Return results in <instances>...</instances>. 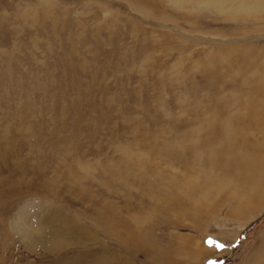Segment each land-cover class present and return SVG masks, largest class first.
Masks as SVG:
<instances>
[{
  "label": "rangeland",
  "instance_id": "obj_1",
  "mask_svg": "<svg viewBox=\"0 0 264 264\" xmlns=\"http://www.w3.org/2000/svg\"><path fill=\"white\" fill-rule=\"evenodd\" d=\"M230 1L0 0V264H264V190L246 212L233 173L192 166L221 120L264 170L238 118L264 8Z\"/></svg>",
  "mask_w": 264,
  "mask_h": 264
},
{
  "label": "bare ground",
  "instance_id": "obj_2",
  "mask_svg": "<svg viewBox=\"0 0 264 264\" xmlns=\"http://www.w3.org/2000/svg\"><path fill=\"white\" fill-rule=\"evenodd\" d=\"M211 1L212 2L215 1L214 3L218 4L217 8H222L225 6L226 0H214V1L211 0ZM230 2H231L230 5H233L232 7H234L233 9L235 11H233L230 8V10L227 11V16H229V17L232 16V17L236 18V17L241 16L244 19L252 18V21H253L254 19H259L260 16L262 15V12H260V13L254 12L251 9H254L252 7H254L255 5H261L264 8V0H249V1H246L244 3V5L242 4V2L240 0H231ZM241 11H243L245 13L248 12V14H243V13H241ZM249 15H251V16H249ZM224 52L227 54V48L224 50ZM261 79H259V80H261ZM253 81L254 80L249 81V84H253ZM255 88L256 87L250 88L249 92L251 91L252 94L250 93L249 94L250 96H248V98L246 100H244L245 104L247 105L246 113L242 114V115H238V114L237 115H238L239 120H240V118H242V119L244 118V120H247V124L249 126H251V128L260 130V127L264 124V104L262 102L259 103L260 98H258V97H262V96L264 97V94H263V92H259V91L256 92ZM210 105H212V104H210ZM227 107H229V106H227ZM227 107H225V108H227ZM210 108L208 110H210ZM207 112H209V111H207ZM225 113H226V111H225ZM211 115L214 116L215 114L210 113V116ZM224 117H226V115H224ZM219 118L217 117V119H219ZM221 118H222V116H221ZM235 118H237V117H235ZM228 119H229V116H228ZM230 119H232V118H230ZM220 121L217 123L212 121L214 124H212V122H211V124L209 125L210 127L207 126V124L210 123V122L208 123V120H207V124H204L203 126L201 125V127L207 126V128H209V130H208L209 133L207 134V137H205L204 141L201 142V140H200L201 144H198V146H196V148L193 150L192 162L194 164L192 166L193 167L199 166L202 164V162H206V163H209L210 165H214V166L221 165L222 167H225L226 169H228L229 170L228 172L230 174L233 173L234 174L233 178L236 177L235 178V185L237 187L236 191L239 194H241L242 196H244V198H245L243 200L244 202H241V204H240L241 210L248 212V211L252 210V208H253L252 205H253L254 200L257 198H260L261 193L264 190V170L261 168V167H263V165L261 164V162H262L261 159L259 157L256 158V156L259 155L258 152H260V150H259L260 147L254 142V140H252V137L250 134L251 131L250 132L247 131L248 133H246V132L244 133L243 131H241L239 129L240 127L239 128L233 127L235 125H232V123L230 125H228L226 123H220ZM224 121H226V120H224ZM238 123L240 124V122H238ZM193 126H195V125H193ZM191 127H192V125H191ZM189 128H190V126H189ZM198 129H200V128H198ZM191 131H193V130H191ZM192 133H194V132H192ZM194 136L195 135H193V137ZM189 139H191V136L189 137ZM178 140H180V139H178ZM182 162H184V161H182ZM210 165H209V167H210ZM219 168H221V167H219ZM239 174H240V176L238 177ZM185 184H186V182L183 185H185ZM187 187H188V185H187ZM250 189H252V190L250 191ZM183 191H185V190H183ZM171 196L173 197L174 195H171ZM181 196H183V195L181 194ZM177 197H178V195H177ZM171 198L169 200H171ZM184 199H186V198H184ZM187 200H188V198H187ZM21 228H22L23 233L26 235L27 239L30 240L31 243H34V238H36V236L39 234V232L44 230V228L43 229H37L36 228L37 230H35L33 228L30 229L29 227H26V226L21 227ZM51 243L52 244H58L56 241H54V242L51 241ZM261 247H262V245H261ZM251 259H252V257L250 258V260Z\"/></svg>",
  "mask_w": 264,
  "mask_h": 264
},
{
  "label": "snow or ice",
  "instance_id": "obj_3",
  "mask_svg": "<svg viewBox=\"0 0 264 264\" xmlns=\"http://www.w3.org/2000/svg\"><path fill=\"white\" fill-rule=\"evenodd\" d=\"M208 243H210V244H214V243H217V242L212 241L211 239H209ZM217 246H218V247H223L222 244H217Z\"/></svg>",
  "mask_w": 264,
  "mask_h": 264
}]
</instances>
